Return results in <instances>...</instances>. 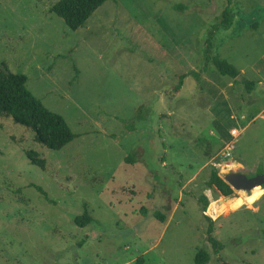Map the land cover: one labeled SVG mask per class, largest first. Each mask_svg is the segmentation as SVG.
Returning a JSON list of instances; mask_svg holds the SVG:
<instances>
[{"label": "rangeland", "instance_id": "rangeland-1", "mask_svg": "<svg viewBox=\"0 0 264 264\" xmlns=\"http://www.w3.org/2000/svg\"><path fill=\"white\" fill-rule=\"evenodd\" d=\"M58 1L0 0V65L76 135L51 151L0 121V264H195L201 249L208 264H264V197L216 220L198 201L213 169L264 172V0H108L77 31L50 13ZM227 7L232 25L215 30ZM208 41L238 84L204 73ZM190 71L199 81L175 92ZM84 204L94 221L81 228Z\"/></svg>", "mask_w": 264, "mask_h": 264}, {"label": "trees", "instance_id": "trees-1", "mask_svg": "<svg viewBox=\"0 0 264 264\" xmlns=\"http://www.w3.org/2000/svg\"><path fill=\"white\" fill-rule=\"evenodd\" d=\"M108 0H60L50 8V13L60 18L65 25L72 31H77L86 26L88 20L93 14L101 8ZM228 3L231 0H227ZM184 5H176L175 10L184 11ZM232 17L229 8L227 7L223 13V20L219 25H214V29L219 27L228 29L232 25ZM258 23L248 25L250 30H257ZM208 49L203 50L206 54V65L203 66L204 73L208 72L209 65L220 76L227 77L237 83V78L241 72L227 60L218 56H209ZM194 78L197 81L200 75L196 71H190L179 77V85L175 86V92H178L183 85V80ZM28 78L25 75H17L10 72L5 63L0 65V121L10 119L16 125H20L34 134V140L41 146L51 151H61L76 138V135L71 131L66 120L59 114L48 110L42 102L37 99L27 88ZM245 90L250 93L256 87V82L243 79L240 81ZM203 91V90H202ZM27 158L33 166L46 170L45 161L41 159L35 152H28ZM130 161V158L127 159ZM218 171L213 169L209 180L206 182L207 188L211 189L216 196L229 197L234 193V190L226 183V181L218 175ZM43 195L46 194L41 188H37ZM201 211L203 212L208 204L205 197L199 200ZM155 218L158 221L165 222L168 215L156 214ZM206 218V217H204ZM210 221L212 226V221ZM74 223L85 228L94 220L88 211V207L84 204V213L81 216H76L73 219ZM208 240L213 246L216 253L221 250L222 244L219 243L213 236L211 228L208 230ZM210 254L207 250L201 249L197 252L194 258L195 264H208Z\"/></svg>", "mask_w": 264, "mask_h": 264}, {"label": "clouds", "instance_id": "clouds-1", "mask_svg": "<svg viewBox=\"0 0 264 264\" xmlns=\"http://www.w3.org/2000/svg\"><path fill=\"white\" fill-rule=\"evenodd\" d=\"M229 134L235 137L238 134V130L235 128L229 129ZM236 167L237 165L235 164L225 165L221 167L218 175L223 178L225 173ZM202 194L208 201L207 207L203 211V215L212 220H216L219 215L229 211L235 212L242 206L251 208L255 202L264 197V187H254V189L249 192H239L234 198H228L226 200L224 197H220L219 199L215 198L211 189H205Z\"/></svg>", "mask_w": 264, "mask_h": 264}, {"label": "water", "instance_id": "water-1", "mask_svg": "<svg viewBox=\"0 0 264 264\" xmlns=\"http://www.w3.org/2000/svg\"><path fill=\"white\" fill-rule=\"evenodd\" d=\"M224 180L234 191H246L254 189V187L264 186V172L247 176L244 173H229L225 175Z\"/></svg>", "mask_w": 264, "mask_h": 264}, {"label": "built area", "instance_id": "built-area-1", "mask_svg": "<svg viewBox=\"0 0 264 264\" xmlns=\"http://www.w3.org/2000/svg\"><path fill=\"white\" fill-rule=\"evenodd\" d=\"M232 137V141L228 144H226V148L224 150V152L222 153V157L223 159H228V158H231L232 157V153L234 151V145H235V142L234 140H236L238 138V134L237 136L233 137L232 135H230ZM213 166L216 167L217 165H215V163H213ZM217 168V167H216Z\"/></svg>", "mask_w": 264, "mask_h": 264}, {"label": "crops", "instance_id": "crops-1", "mask_svg": "<svg viewBox=\"0 0 264 264\" xmlns=\"http://www.w3.org/2000/svg\"><path fill=\"white\" fill-rule=\"evenodd\" d=\"M256 66H257L256 63L253 64L252 69L254 70V68H255ZM257 67H258V66H257ZM241 74H243V73L241 72ZM240 76H242V75H240ZM257 77H258V78L260 77V76H259V72L257 73ZM237 79H238V78H237ZM245 80H246V79H245ZM254 82H256V85L258 84L257 81H254ZM259 82H260V81H259ZM239 84L242 85L241 82H239ZM260 84H261V82H260ZM258 85H259V84H258ZM242 86H243V85H242ZM245 91H246V90H245Z\"/></svg>", "mask_w": 264, "mask_h": 264}]
</instances>
